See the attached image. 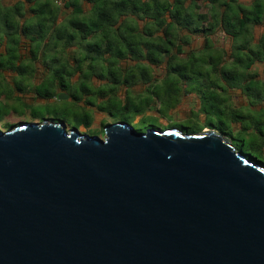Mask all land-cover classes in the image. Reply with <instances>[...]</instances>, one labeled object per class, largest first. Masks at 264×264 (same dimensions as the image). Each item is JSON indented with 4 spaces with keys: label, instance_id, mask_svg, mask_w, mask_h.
<instances>
[{
    "label": "water",
    "instance_id": "95a60500",
    "mask_svg": "<svg viewBox=\"0 0 264 264\" xmlns=\"http://www.w3.org/2000/svg\"><path fill=\"white\" fill-rule=\"evenodd\" d=\"M0 130V264H264V166L215 130Z\"/></svg>",
    "mask_w": 264,
    "mask_h": 264
},
{
    "label": "trees",
    "instance_id": "16d2710c",
    "mask_svg": "<svg viewBox=\"0 0 264 264\" xmlns=\"http://www.w3.org/2000/svg\"><path fill=\"white\" fill-rule=\"evenodd\" d=\"M187 1L18 0L7 6L0 0V71L32 77V65L41 63L46 70L35 96L44 100L66 93V78L71 86L79 84L85 96L97 98L118 97L119 87L143 82L154 96L144 104L159 102L171 110L185 94H194L199 110L209 104L227 115L229 124L220 127L223 132L224 127L234 130L251 117L237 114L230 90H241L251 107L264 101V82L253 70L264 63V34L255 38V29L264 27V0L250 5L239 0H190L188 6ZM63 9L70 11L66 17ZM219 31L232 41L230 52L211 39ZM194 36H203L204 45L186 52ZM123 61L136 64L123 71ZM153 67H163L165 78L153 81ZM75 75L79 80L72 82ZM92 77L107 80L104 87L113 88L88 89ZM91 122L86 118L84 125ZM262 126L254 121L249 127L241 125L238 132L248 133L253 127L248 134L264 139ZM237 150L243 152L244 147Z\"/></svg>",
    "mask_w": 264,
    "mask_h": 264
},
{
    "label": "rangeland",
    "instance_id": "374dc122",
    "mask_svg": "<svg viewBox=\"0 0 264 264\" xmlns=\"http://www.w3.org/2000/svg\"><path fill=\"white\" fill-rule=\"evenodd\" d=\"M61 7L63 6L61 5ZM63 10L62 16L66 17L70 11ZM203 11L206 12V7H203ZM213 38L217 47L228 52L231 51L232 43L224 33L215 34ZM200 44L201 41L198 38L194 40L193 50H199ZM189 50L190 48H185L186 52ZM25 52L26 50H23V53ZM121 64L122 70L126 71L136 63L123 61ZM32 67L35 69L32 77L17 75L10 70L0 71V130L3 132L22 123H42L43 121L62 122L67 130L78 129L83 134L96 135L103 139L105 137L104 128L116 122H126L137 131L142 132L148 129L165 130L172 127L189 133L215 130L228 137L235 148L244 147L245 154L242 153L247 159L264 166V139L262 136L248 134L253 132V127L248 133L246 131L238 132L241 125L249 127L254 124V121L263 123L262 127L264 128V101L251 107L249 98L239 89L230 90L233 105L240 110L237 113L240 117L251 118L242 119L241 125H234V130L224 127L225 131L223 132L220 127L226 123L229 124L227 115H223L218 108L209 104L204 105L202 111L199 110L201 103L194 94H185L181 98L180 104L172 110L167 106H161L159 102L158 105L157 103H152L150 106L145 105V101L154 96L151 94L152 90L148 91V85L143 82L129 89L124 85L119 87L118 97L117 94H109L107 98H97L96 96H85L79 84L71 86L66 78L65 84L69 85L66 93L50 100L41 99L35 96V93L41 91L40 87L36 85L43 80L45 67L38 62ZM253 70L264 82V63H257ZM151 72L153 81L166 76L163 67H153ZM78 80L79 76L77 75L71 79L72 82ZM87 82L92 83L91 85L86 84V87L89 89L92 86L93 91H97L99 88L100 90L113 88V86L104 87L109 82L97 77H92ZM251 98L253 100L256 97L252 95ZM191 116H193L192 120L187 122L186 119ZM86 118L92 119L90 126H83Z\"/></svg>",
    "mask_w": 264,
    "mask_h": 264
},
{
    "label": "crops",
    "instance_id": "0c3cea01",
    "mask_svg": "<svg viewBox=\"0 0 264 264\" xmlns=\"http://www.w3.org/2000/svg\"><path fill=\"white\" fill-rule=\"evenodd\" d=\"M18 0H2V2L5 4V5H7V6H11V5H13L15 2H17ZM171 3H173L174 2V0H169ZM241 3H244L245 5H250L251 3H252V1L253 0H239ZM202 3V2H201ZM190 4V0H188L187 1V6ZM202 5H205V6H207V4L206 3H202ZM85 9L86 10H89L90 9V5H85ZM201 11H203V9L201 10ZM204 12V11H203ZM141 24H142V22H141ZM218 33H221V31H219ZM217 33V34H218ZM223 33V32H222ZM264 34V27L263 26H258L256 29H255V38H256V40L257 39H259L262 35ZM226 36V35H225ZM227 37V36H226ZM199 39V41H201V44L199 45V47L200 48H202L203 47V45H204V41H205V39H204V37L203 36H194L193 37V41H192V44H191V46H185L184 47V50H185V48H190V50L191 49H193V43H194V40H196V39ZM228 38V37H227ZM211 39L214 41V38H213V36H211ZM229 39V38H228ZM230 40V39H229ZM231 41V40H230ZM231 43H232V41H231ZM199 48V49H200ZM189 50V51H190Z\"/></svg>",
    "mask_w": 264,
    "mask_h": 264
},
{
    "label": "flooded vegetation",
    "instance_id": "af4514ba",
    "mask_svg": "<svg viewBox=\"0 0 264 264\" xmlns=\"http://www.w3.org/2000/svg\"><path fill=\"white\" fill-rule=\"evenodd\" d=\"M83 126H85V125H83ZM88 135V134H87ZM89 136H96V135H89Z\"/></svg>",
    "mask_w": 264,
    "mask_h": 264
}]
</instances>
